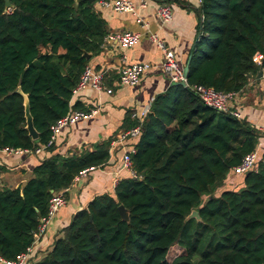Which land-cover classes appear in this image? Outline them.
Returning a JSON list of instances; mask_svg holds the SVG:
<instances>
[{"label": "trees", "instance_id": "obj_1", "mask_svg": "<svg viewBox=\"0 0 264 264\" xmlns=\"http://www.w3.org/2000/svg\"><path fill=\"white\" fill-rule=\"evenodd\" d=\"M12 3L0 0V148H36L70 111L90 61L85 53L102 50L108 22L97 0ZM186 65L190 86L173 82L146 117L132 155L138 176H123L115 195L99 194L76 212L34 264H195V255L202 264H264V150L244 175L243 188L203 201L257 148L260 132L205 104L192 89L204 84L238 92L258 74L264 65V0H202ZM26 95L38 139L27 128ZM136 123L131 119L128 127ZM109 157L105 142L79 155L44 158L24 186L0 188V254L16 258L26 250L54 192ZM195 209L201 219L189 218ZM174 244L182 250L170 257Z\"/></svg>", "mask_w": 264, "mask_h": 264}, {"label": "crops", "instance_id": "obj_2", "mask_svg": "<svg viewBox=\"0 0 264 264\" xmlns=\"http://www.w3.org/2000/svg\"><path fill=\"white\" fill-rule=\"evenodd\" d=\"M133 1L137 7V14L115 11L97 2V10L108 22V31L131 29L145 34L137 44L126 48L116 42H104L99 53L90 55V65L97 68L108 67L111 70L107 83L113 88V92L100 91L92 87L74 90L70 109L97 110V113L66 126L58 135L54 146L41 153H15L0 148V188H16L24 186L35 176L34 168L44 158L79 155L110 142L108 161L103 166H93L88 175L75 178L67 188V203L59 209L47 231L34 244L27 264H34L47 255L55 239L64 235V228L70 224L76 212L86 208L99 194L115 195L119 180L123 176H129V173L122 169L126 148L120 144L112 145V140L131 124L132 112H141L147 107L151 109L156 96L165 92L172 84L161 66L164 52L150 38L148 31L159 32L161 38L175 52L180 63L184 67L186 65L201 21L202 1L147 0L146 6L141 5V0ZM165 2L171 4L173 18L161 24L157 16V7ZM138 16L149 22L148 26L143 25ZM140 61L152 64L142 76L141 82L136 86L118 84L119 68L125 62ZM27 98L26 95V105ZM233 104V109L239 110L240 119L247 124L251 126L264 124V79L258 74L249 76L247 84L238 91ZM258 146L262 152L264 133H260ZM244 185L245 176L235 175L230 170L209 193L203 195L204 201L211 196H220L226 189H239Z\"/></svg>", "mask_w": 264, "mask_h": 264}, {"label": "built area", "instance_id": "obj_3", "mask_svg": "<svg viewBox=\"0 0 264 264\" xmlns=\"http://www.w3.org/2000/svg\"><path fill=\"white\" fill-rule=\"evenodd\" d=\"M97 2L99 5L112 8L115 11L132 12L137 14V7L135 6L133 0H97ZM147 4V0H141L142 6H146ZM157 16L161 24H165L170 21L173 18V8L171 4L167 2L161 3L157 7ZM138 19L143 25L148 26L149 22H147L145 19L139 16ZM148 34L150 38L153 39L164 52V60L162 61L161 66L170 81L172 83L185 81L187 85L190 86L188 77L185 73V67L180 63L175 52L169 48L167 43L161 38L159 32L148 31ZM144 35L145 34L142 32L131 29L109 31L104 38V42H116L123 48H126L137 44ZM123 57L126 59V55ZM151 67L152 64L145 61L132 63L125 62V64H123L118 70V84L122 86H136L141 82L144 73ZM261 69V77L264 79V65H262ZM110 73L111 70L108 67L97 68L87 64L81 74L80 80L75 90L80 91L88 87H92L96 90H106L111 93L113 92V88L109 87L107 83ZM192 89L205 104L217 110L229 112L240 119L241 114L239 110L233 109V103L238 92L225 91L214 86H208L204 84H194ZM149 111L150 108L147 107L141 112H132V118L133 120H136L137 123L123 130L116 138L112 140V145L120 144L123 148H126L125 154L123 156L122 169L128 172L130 176H138L133 166L132 155L136 152V143L142 134L143 125ZM96 113L97 110L86 111L78 108L70 109L67 114L58 118L51 124V135L46 143L40 144L36 148L6 147L1 149L15 153H41L44 150L50 149L54 146L58 135L66 126L80 120L81 118L90 117ZM255 127L260 133H264V124H256ZM259 155L260 149L259 146H257L255 150L247 153L242 158L241 162L232 168V172L235 175L244 176L248 171H252L257 165ZM91 169H93V167L84 168L76 176V178L79 176L88 175ZM66 190L67 188L65 190L54 192L49 201L47 213L40 217L38 227L33 232L34 241L32 244H30L26 250L22 251L16 258H7L0 254V264H27L29 262L34 244L47 231L50 222L56 216L59 209L67 203Z\"/></svg>", "mask_w": 264, "mask_h": 264}, {"label": "water", "instance_id": "obj_4", "mask_svg": "<svg viewBox=\"0 0 264 264\" xmlns=\"http://www.w3.org/2000/svg\"><path fill=\"white\" fill-rule=\"evenodd\" d=\"M5 1H6V6L7 7H12L13 6L12 0H5ZM77 1L80 2L82 0H77ZM89 1H95V0H89ZM85 55L89 58L91 54L86 52ZM184 69H185V73H186V76H187L188 70H189V65H185ZM261 75H262V69H260L259 72H258V76L261 77ZM178 83H181L184 86H188L185 81H181V82H178ZM27 100H28V105L25 104L26 105L25 106V110H26V116H27V128L29 129V132H30V135L32 136V138L33 139H38L39 138V132H38L37 128L35 127L33 116H32L31 111H30L29 99L27 98ZM250 172H251V170L248 171L246 173V175L249 174ZM119 210H120L121 215H122V217L124 219H126V220L130 219L129 211L123 204H121L119 206ZM192 217H196L197 219H201V216H200L198 210H194L189 215V218H192Z\"/></svg>", "mask_w": 264, "mask_h": 264}, {"label": "rangeland", "instance_id": "obj_5", "mask_svg": "<svg viewBox=\"0 0 264 264\" xmlns=\"http://www.w3.org/2000/svg\"><path fill=\"white\" fill-rule=\"evenodd\" d=\"M241 188H243V187H241ZM241 188L239 187V189H241ZM204 200H205V197H203V201ZM195 210H198V209H195ZM181 250L182 249L180 248V246L178 244H174L170 250V257H174L179 252H181ZM193 259H194L195 264H202L201 257L199 255H195Z\"/></svg>", "mask_w": 264, "mask_h": 264}]
</instances>
